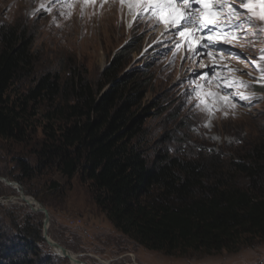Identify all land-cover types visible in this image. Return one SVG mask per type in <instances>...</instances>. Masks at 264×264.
Returning a JSON list of instances; mask_svg holds the SVG:
<instances>
[{
  "label": "rangeland",
  "instance_id": "rangeland-1",
  "mask_svg": "<svg viewBox=\"0 0 264 264\" xmlns=\"http://www.w3.org/2000/svg\"><path fill=\"white\" fill-rule=\"evenodd\" d=\"M208 2L215 5L218 0ZM146 3L0 0V26L25 27L33 37L37 76L77 66L96 81L125 49L120 75L139 73L143 82L144 97L136 116L142 117L149 155L155 150L171 156L193 155L200 149L225 153L255 140L264 127V23L253 19L255 27L247 28L246 35L220 36L211 47L202 48L201 44H208L207 29L173 38L169 33L176 29L165 31L164 23L147 16L136 19ZM129 4L133 5L131 12ZM234 6L245 11L239 4ZM241 82L247 87H241ZM36 120L29 139L21 145L0 139V179L18 187L0 182V240L4 246L17 244L16 237L26 230L35 236L44 263L71 264L43 239L44 215L20 200L19 190L47 210L48 237L76 255L79 264H264V240L251 239L234 252L210 255L167 256L146 250L114 229L96 205L89 183L79 176L67 180L54 170H36L22 184L11 179L20 174L17 160H30L29 152L42 139L38 127L42 121ZM39 235L42 240L37 239Z\"/></svg>",
  "mask_w": 264,
  "mask_h": 264
},
{
  "label": "trees",
  "instance_id": "trees-1",
  "mask_svg": "<svg viewBox=\"0 0 264 264\" xmlns=\"http://www.w3.org/2000/svg\"><path fill=\"white\" fill-rule=\"evenodd\" d=\"M124 52L96 81L77 66L37 76L33 37L25 27L0 26V139L21 145L42 121L32 158L18 159L11 179L22 184L36 170L79 176L116 231L167 256L234 252L264 240V127L231 152L149 155L136 116L144 85L139 73L120 75ZM21 233L17 244L0 240V264H47L35 236Z\"/></svg>",
  "mask_w": 264,
  "mask_h": 264
},
{
  "label": "snow or ice",
  "instance_id": "snow-or-ice-1",
  "mask_svg": "<svg viewBox=\"0 0 264 264\" xmlns=\"http://www.w3.org/2000/svg\"><path fill=\"white\" fill-rule=\"evenodd\" d=\"M121 3L123 4L124 0H121ZM234 4H239L240 8L245 11L241 12ZM128 7L131 12L133 5L129 4ZM257 8L260 9L259 13L256 11ZM196 12H199V16L195 15ZM145 16L148 19H154L156 23H164L165 31H168L169 27L176 29L177 31L169 33L173 38L178 34L194 36L207 29L208 44L200 46L202 48L211 47L213 40L217 37L228 36L236 32L246 35L247 28L255 27L252 23L253 19L264 23V0H234V3H229L228 0H218L215 5L210 4L208 0H148V3L144 4L137 13L136 19ZM242 16L243 19H241ZM161 17H167V20ZM189 28L193 29L192 33H187ZM236 38L239 39V37ZM261 57L264 58V50L261 52ZM240 86L247 87L242 82ZM240 98L245 99L242 95Z\"/></svg>",
  "mask_w": 264,
  "mask_h": 264
},
{
  "label": "water",
  "instance_id": "water-1",
  "mask_svg": "<svg viewBox=\"0 0 264 264\" xmlns=\"http://www.w3.org/2000/svg\"><path fill=\"white\" fill-rule=\"evenodd\" d=\"M0 182L4 183V184H6V185H10V186H12V187L15 188V189L18 188L17 185H16L15 183H13V182L3 181V180H1V179H0ZM18 193H19V195H23L22 192H20L19 190H18ZM11 199H12V198H9L8 200H11ZM32 199H33V198H32ZM26 203H28V202L26 201ZM30 205H31L34 209H38V210H40V211L43 213V215H44V219H45V221H44V227H43V239L46 241V243H47L52 249H55L56 251H59V252L61 253L60 255H57V256H59V257H61V258H64V259H68V260L70 261V263H71V261L80 263V262L78 261L76 255L73 256V255L70 254L67 250L63 249L60 245H58L57 243L53 242V241L48 237V234H47L48 212H47V210H46L42 205H40L39 203H37L36 205H35L34 203H30Z\"/></svg>",
  "mask_w": 264,
  "mask_h": 264
},
{
  "label": "bare ground",
  "instance_id": "bare-ground-1",
  "mask_svg": "<svg viewBox=\"0 0 264 264\" xmlns=\"http://www.w3.org/2000/svg\"><path fill=\"white\" fill-rule=\"evenodd\" d=\"M19 199L20 200H24V201H27L29 204L30 203H34L35 205L37 204L34 200H32V199H30V198H27V197H25V196H22V195H20L19 196ZM52 249V248H51ZM53 250V252L56 254V255H60L61 253L59 252V251H56L55 249H52ZM71 254V253H70ZM73 256H74V254H72ZM71 264H79L78 262H73V261H71Z\"/></svg>",
  "mask_w": 264,
  "mask_h": 264
}]
</instances>
